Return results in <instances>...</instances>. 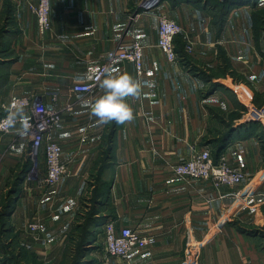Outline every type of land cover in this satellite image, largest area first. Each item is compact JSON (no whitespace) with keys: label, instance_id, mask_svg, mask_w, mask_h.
Wrapping results in <instances>:
<instances>
[{"label":"crops","instance_id":"0c3cea01","mask_svg":"<svg viewBox=\"0 0 264 264\" xmlns=\"http://www.w3.org/2000/svg\"><path fill=\"white\" fill-rule=\"evenodd\" d=\"M12 1L19 31L13 33L12 61L0 62V117L1 104L19 96L56 107L61 120L53 136L68 167L56 185H43L38 207L28 181L32 190L25 182L11 209L12 221L25 218L27 230L30 222L40 225L34 244L44 264L65 261L68 233L91 204L99 206L95 217L102 230L112 220L118 228L129 226L157 239L151 247L133 249L128 260L110 256L109 264H264V130L258 122L240 123L238 113L250 103L264 104V30L257 25L264 0H163L152 11L142 8L144 0H50L52 26L45 34L29 7L39 0ZM226 1L222 12L220 3ZM161 14L183 27L176 38L181 55L189 56L185 47L193 43L197 64L212 63L232 74L233 83L223 74L214 76L228 85L227 92L207 93L205 79L185 61L168 60L158 45ZM134 41L144 46L143 74L129 61L108 70L141 83L139 96L124 98L133 119L100 123L91 114L92 102L104 91L100 83L89 93L74 85L90 80L108 51ZM32 114L24 109V118ZM20 127L21 121L0 132V195L12 169L32 159L31 137L21 135ZM204 147L215 161L224 155L242 168L244 182L216 187L175 173L174 165ZM96 187L102 192L94 202ZM250 188L246 204L235 198ZM85 199L90 207H84ZM77 256L80 264L105 259L85 263L86 255Z\"/></svg>","mask_w":264,"mask_h":264},{"label":"built area","instance_id":"2783aa9c","mask_svg":"<svg viewBox=\"0 0 264 264\" xmlns=\"http://www.w3.org/2000/svg\"><path fill=\"white\" fill-rule=\"evenodd\" d=\"M162 2L163 0H144L141 6L146 11H152L157 9ZM29 7L37 16L40 33L45 34L50 31L52 26L50 19V0H39L37 3H30ZM182 32L183 27L181 24L172 19L168 14H161L159 16L158 45L169 61H182L184 58L176 48V38ZM192 50V44H186L185 52L191 53ZM118 61H129L133 63L137 73L143 74V44L139 41H134L124 49L108 51L93 77L86 82L74 85L75 91L91 92L100 83L108 70L114 67ZM14 103H22L24 109L33 110L31 117L27 118L30 123L28 133L31 137L29 154L32 159L43 154L46 168L43 183L47 186H54L68 171L67 165L62 160V146L53 136V130L61 120V113L56 107H47L36 98L28 96L16 97L8 104H3V114L0 117V132H10L12 130L3 121ZM246 107L248 120L258 122L264 130V104L257 106L254 103H250ZM19 122L18 120L17 124ZM173 170L185 179L211 180L216 187L221 185H241L246 179L245 171L240 167L231 165L226 156L223 155L218 161H215L212 151L208 147L194 149L192 155L174 165ZM253 190L254 188L240 191L234 194L235 198L242 204H246L251 198L254 192ZM103 226L106 258L101 264H109L110 256H117L128 260L133 249L151 247L157 242L154 235H143L129 226L118 228L112 220L107 221ZM28 230L36 234L40 230V225L35 221L30 222ZM218 230L216 229V231Z\"/></svg>","mask_w":264,"mask_h":264},{"label":"rangeland","instance_id":"374dc122","mask_svg":"<svg viewBox=\"0 0 264 264\" xmlns=\"http://www.w3.org/2000/svg\"><path fill=\"white\" fill-rule=\"evenodd\" d=\"M5 1L6 0H0V62L6 63V65H8L9 63L7 62L12 61L11 56L14 55L13 51H11L12 49H14L11 47H14L15 34L13 33L17 34L19 28L17 22L12 20L13 18H9L10 13H7L6 11L3 12ZM235 1L241 2L243 0ZM258 12H261L263 14V17L258 18L257 25L258 27H261L264 30V10L261 8L260 10H258ZM16 28L18 31L16 30ZM191 44L194 50V45L193 43ZM220 56L222 58L221 52ZM196 60L198 59H195V57L192 56L191 53H189V56L187 55V58L184 63H187V68L194 71L205 79V82L209 88V91H207V93L213 92L218 88H220L222 92H227L228 89L226 88V86L228 85L225 84L223 81H214L219 80V78L215 79L214 76H218V74H223L224 77H228L227 80L229 81V83H233L232 74L226 73V71H222L218 65H213L212 63L200 61V64H197ZM191 61L193 62L192 64ZM0 67L3 68L4 66L0 65ZM1 68L0 71L4 73V70H1ZM254 104L257 106L263 105V103L259 102H255ZM246 110L247 107L244 106L242 110L238 112L240 117L239 122L243 124H255L256 121L248 120ZM216 135L217 134H215V136ZM27 147L29 152V142ZM45 172L46 168L43 159V154L33 159H29L27 157L24 162L17 164L11 171L10 177L6 182L5 188L2 194L0 195V264H44V262L39 256V253L37 252V245L34 244V242H39L37 240L38 234H33L29 230H27V228H25V218L22 220L23 222L20 223L19 219L15 217L16 220L15 222H13L12 216L10 214L12 212L11 209L14 205L15 199L19 198L21 194H24L25 184L28 183V181L29 183L32 182L33 194L38 195V198L36 199V206H39V199L41 197L40 194L45 189V187L43 186ZM95 183L97 182L95 181ZM29 188L31 189V184H29ZM40 189L42 191H40ZM94 197L95 192L93 191L91 199L92 201ZM91 200L85 199L84 201L86 202H84V207H88L90 203L89 201ZM93 206L94 205L91 204V207L89 206L90 209L84 213V216L78 217L77 221H80L81 223L74 226L73 230L68 233L65 245L62 247V249L66 252V259L61 264H73V262L75 264L74 260L78 255V244L80 243L81 238L83 237L84 228L88 232L91 231L92 233L96 234L94 236L95 240L93 241V238H90V240L84 246V249L82 251V253L86 255V259L84 260L85 263L90 260H93L94 258L98 259V257L102 258L104 256V258H106L105 234L102 230V225L97 227H91L89 226V224L86 225L88 221V213L92 212ZM98 208L99 206L96 208L95 212L98 211ZM78 262L79 264L82 263L81 260H78Z\"/></svg>","mask_w":264,"mask_h":264},{"label":"clouds","instance_id":"9594fccd","mask_svg":"<svg viewBox=\"0 0 264 264\" xmlns=\"http://www.w3.org/2000/svg\"><path fill=\"white\" fill-rule=\"evenodd\" d=\"M103 94L97 96L91 104V114L98 118L100 123L115 121L123 123L133 119V110L125 101V97L139 96L141 94V83L128 73L113 75L110 71L100 82ZM21 121V135L30 130L29 121L24 118V106L22 103H14L4 118V124L8 128H15L17 121Z\"/></svg>","mask_w":264,"mask_h":264},{"label":"trees","instance_id":"16d2710c","mask_svg":"<svg viewBox=\"0 0 264 264\" xmlns=\"http://www.w3.org/2000/svg\"><path fill=\"white\" fill-rule=\"evenodd\" d=\"M237 2H239V1L232 0V4L237 3ZM230 4H231V2H230ZM228 5H229V2H228V1L220 3V7H221L222 12H224V11L227 10V6H228ZM4 11H6L7 13H10V14H9V18L11 17V18H13L12 20L15 21V16H14V13H15V6H14L12 0H6V1H5L3 12H4ZM7 13H6V14H7ZM258 13H259V14H262L261 12H258ZM256 14H257V13H255V15H256ZM14 21H13V22H14ZM183 56H184V58H183L182 62L185 61L186 58H187V55H186V54H183ZM1 76H3V75L1 74V71H0V80H1ZM98 185H99V184H98ZM100 191L102 192L101 187H96V189L94 190V192H95V196H96V193H97V192H98V195H99ZM94 198H95V197H94ZM94 198H93V200H94V202H95L96 199H94ZM95 210H96V207H95V204H94V206H93V208H92V212L88 213V218H87L88 221H87L86 225L89 224V226H95V225H96V226H100V225L103 224L101 221H99V218H96V217H95V214H97V212H95ZM86 225H85V227H86ZM95 235H96V234L92 233L91 231L88 232V231L85 230V228H84V234H83V237L81 236V237H82V238H81V241H80V243L78 244V249H79L78 253H81V252L83 251L84 246L88 243V241L90 240V238H91V239L93 238V241L95 240V239H94V236H95ZM78 260H80V259H79V257L77 256L76 259L74 260V261H75V264H78V263H79Z\"/></svg>","mask_w":264,"mask_h":264},{"label":"bare ground","instance_id":"6f19581e","mask_svg":"<svg viewBox=\"0 0 264 264\" xmlns=\"http://www.w3.org/2000/svg\"><path fill=\"white\" fill-rule=\"evenodd\" d=\"M19 97H21V96H19ZM14 98H16V97H14ZM11 100H12V99H11ZM11 100H10V101H11ZM10 101H9V102H10ZM9 102H7V103L4 102V103H2V104H1V108H3V104H8ZM202 180H205V179H202ZM210 181H211V180H210Z\"/></svg>","mask_w":264,"mask_h":264}]
</instances>
